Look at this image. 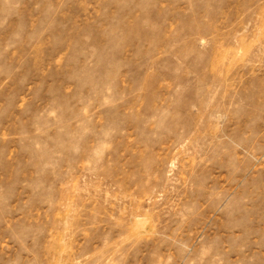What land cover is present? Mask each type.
<instances>
[{"label":"rangeland","instance_id":"1","mask_svg":"<svg viewBox=\"0 0 264 264\" xmlns=\"http://www.w3.org/2000/svg\"><path fill=\"white\" fill-rule=\"evenodd\" d=\"M0 264H264V0H0Z\"/></svg>","mask_w":264,"mask_h":264}]
</instances>
